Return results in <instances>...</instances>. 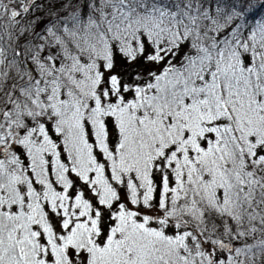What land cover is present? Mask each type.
Here are the masks:
<instances>
[{
  "label": "snow or ice",
  "instance_id": "snow-or-ice-1",
  "mask_svg": "<svg viewBox=\"0 0 264 264\" xmlns=\"http://www.w3.org/2000/svg\"><path fill=\"white\" fill-rule=\"evenodd\" d=\"M0 264H264V0H0Z\"/></svg>",
  "mask_w": 264,
  "mask_h": 264
},
{
  "label": "rangeland",
  "instance_id": "rangeland-1",
  "mask_svg": "<svg viewBox=\"0 0 264 264\" xmlns=\"http://www.w3.org/2000/svg\"><path fill=\"white\" fill-rule=\"evenodd\" d=\"M126 68L129 69V71H126ZM117 70L120 71L121 73L127 74V73H130V72L134 71L135 69L130 68V67H122V66H120V67H118Z\"/></svg>",
  "mask_w": 264,
  "mask_h": 264
},
{
  "label": "trees",
  "instance_id": "trees-1",
  "mask_svg": "<svg viewBox=\"0 0 264 264\" xmlns=\"http://www.w3.org/2000/svg\"><path fill=\"white\" fill-rule=\"evenodd\" d=\"M126 71H129V69L126 68Z\"/></svg>",
  "mask_w": 264,
  "mask_h": 264
}]
</instances>
